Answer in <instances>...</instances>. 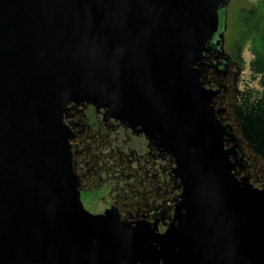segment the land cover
Segmentation results:
<instances>
[{"label":"water","instance_id":"1","mask_svg":"<svg viewBox=\"0 0 264 264\" xmlns=\"http://www.w3.org/2000/svg\"><path fill=\"white\" fill-rule=\"evenodd\" d=\"M221 2L0 0V264H264V188L193 67ZM70 104L159 133L182 185L165 232L85 208Z\"/></svg>","mask_w":264,"mask_h":264},{"label":"flooded vegetation","instance_id":"2","mask_svg":"<svg viewBox=\"0 0 264 264\" xmlns=\"http://www.w3.org/2000/svg\"><path fill=\"white\" fill-rule=\"evenodd\" d=\"M217 17V29L207 42V50L193 67L200 72L202 85L213 92L211 103L217 110L219 120L231 127L236 137L235 143L226 137L225 146H236L239 152L241 166H237L238 178L264 188L251 176V163L242 147L243 143L248 149L242 129L238 130L230 122L231 114L234 117L237 114L236 104L241 103V97L264 91V74L253 66L248 72V63L252 59L248 41L252 34L259 33L263 17L258 11L257 0H222ZM66 109L65 120L74 133L70 140L73 166L80 180L85 208L94 214H101L115 207L123 219L156 224L159 232H165L174 220L182 185L175 176V159L160 145L159 133L153 136L141 130L140 126L129 127L114 121L93 105L70 104ZM82 132H90L101 140L100 152L96 154L93 166L103 173L95 189H89L84 176L80 174L81 160L76 158ZM231 158L236 160L234 155ZM136 175L146 182L147 189L136 197L138 204L134 205L131 201L130 207L125 209L121 205L119 190L124 189V182L120 183L118 178L123 177L127 183Z\"/></svg>","mask_w":264,"mask_h":264},{"label":"rangeland","instance_id":"3","mask_svg":"<svg viewBox=\"0 0 264 264\" xmlns=\"http://www.w3.org/2000/svg\"><path fill=\"white\" fill-rule=\"evenodd\" d=\"M257 8L263 17V23L260 26L258 34H252L248 41V46L252 54V59L248 63L249 71L251 66L264 74V0H257ZM258 15V14H257ZM235 34V32H233ZM232 35V33H230ZM241 103L236 104L237 114L232 115L233 126L242 129L244 136V143L247 144L248 149L242 143L244 151L248 155L249 163H251L252 177L259 185L264 186V91L252 94H246L241 97ZM78 151L76 158L81 160L80 174L84 176L89 189L98 187L99 179L103 171L96 169L93 166L96 154L100 152L99 147L101 140L96 138L92 133L82 132L80 140L78 141ZM120 183L124 182L121 193V205L127 209L130 207L131 201L134 205L138 204L136 197L143 194L147 189V184L137 175L131 182L125 183L123 177L118 178ZM120 183L116 181V185L120 187ZM123 184V183H122ZM133 206H131L132 210ZM135 208V206H134Z\"/></svg>","mask_w":264,"mask_h":264}]
</instances>
